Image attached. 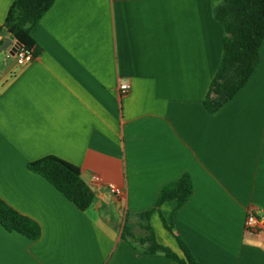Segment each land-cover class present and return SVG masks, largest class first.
Instances as JSON below:
<instances>
[{
	"label": "crops",
	"instance_id": "1",
	"mask_svg": "<svg viewBox=\"0 0 264 264\" xmlns=\"http://www.w3.org/2000/svg\"><path fill=\"white\" fill-rule=\"evenodd\" d=\"M13 1L0 0V27ZM221 1L55 0L30 32V63L0 53V198L41 228L29 240L0 225V264H177L122 231L143 236L139 215L186 174L187 201L149 218L157 243L182 257L179 236L200 264H264V233L244 230L249 211L264 214V38L248 82L209 113ZM47 156L79 169L86 210L28 170Z\"/></svg>",
	"mask_w": 264,
	"mask_h": 264
},
{
	"label": "trees",
	"instance_id": "2",
	"mask_svg": "<svg viewBox=\"0 0 264 264\" xmlns=\"http://www.w3.org/2000/svg\"><path fill=\"white\" fill-rule=\"evenodd\" d=\"M54 2L55 0H14L0 27V34L6 32L35 55L39 49L30 32ZM213 18L221 24L223 37L221 60L203 101L209 113H215L231 100L248 82L259 64V47L264 38V0H222L213 10ZM2 43L0 41V45ZM27 168L47 180L79 210L84 211L92 204L94 194L83 182L79 169L74 165L55 156H47L28 163ZM192 191L193 181L187 174L163 186L154 208L139 215L145 234L136 237L124 225L122 237L141 245L147 254L162 253L177 264H200L179 236L174 235L182 257L158 244L148 224L154 210L170 201H175L176 207H180ZM162 221L166 230L173 234L172 224L165 219ZM0 225L6 231L18 233L29 240H37L41 235V228L34 220L21 215L1 198Z\"/></svg>",
	"mask_w": 264,
	"mask_h": 264
},
{
	"label": "built area",
	"instance_id": "3",
	"mask_svg": "<svg viewBox=\"0 0 264 264\" xmlns=\"http://www.w3.org/2000/svg\"><path fill=\"white\" fill-rule=\"evenodd\" d=\"M33 57L34 55L32 52L23 47L18 48L14 54L17 65L28 64L33 60ZM119 89L121 94H126L129 90V84L127 82H122ZM92 180L98 186L105 185L108 192L114 197H119L121 195V189L110 183L105 184L99 175H93ZM244 230L248 233H264V214L249 211L244 220Z\"/></svg>",
	"mask_w": 264,
	"mask_h": 264
},
{
	"label": "water",
	"instance_id": "4",
	"mask_svg": "<svg viewBox=\"0 0 264 264\" xmlns=\"http://www.w3.org/2000/svg\"><path fill=\"white\" fill-rule=\"evenodd\" d=\"M22 47V44L15 40L14 38H7L3 41V43L0 45V53L2 51L7 50L8 48H11V52H9L10 55H14V53L17 51L18 48Z\"/></svg>",
	"mask_w": 264,
	"mask_h": 264
}]
</instances>
